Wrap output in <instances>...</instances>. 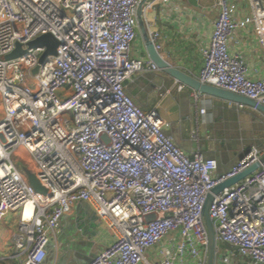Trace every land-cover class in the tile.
<instances>
[{
  "label": "built area",
  "instance_id": "2783aa9c",
  "mask_svg": "<svg viewBox=\"0 0 264 264\" xmlns=\"http://www.w3.org/2000/svg\"><path fill=\"white\" fill-rule=\"evenodd\" d=\"M168 1L147 0L142 9ZM139 2L0 0V218L18 214L12 240L20 264H49L47 247L79 202L111 234L86 264H206V194L264 156L251 147L218 174L216 159L198 145L184 151L167 132L169 122L127 93L134 75L159 71L148 57L133 56ZM244 2L239 14L236 0H215L218 13L200 49L202 67L191 75L264 106V74L252 77L241 54L229 49L238 29L252 27L264 54V0ZM146 30L158 52V31ZM45 33L58 45L39 63L45 48L27 43ZM16 43L22 53L6 59ZM155 90L163 97L171 88ZM191 98L205 114L206 95L193 90ZM22 151L45 194L18 171L12 157ZM209 215L213 264H264V162L215 195Z\"/></svg>",
  "mask_w": 264,
  "mask_h": 264
},
{
  "label": "crops",
  "instance_id": "0c3cea01",
  "mask_svg": "<svg viewBox=\"0 0 264 264\" xmlns=\"http://www.w3.org/2000/svg\"><path fill=\"white\" fill-rule=\"evenodd\" d=\"M236 3L239 7V14L245 13L246 4L244 0H236ZM217 13L215 0H169L163 6L157 4L149 9H142L145 27L148 25L150 29L159 33L158 43L161 47L158 53L160 56L169 65L189 74H197L202 67L203 59L200 49L208 44ZM229 49L232 53L238 52L241 54L248 64L249 74L252 77H259L264 74V54L252 27L238 29L235 34V40L230 43ZM133 56L148 57L138 29ZM149 73L134 75L132 81L127 82V93L144 110L156 109L155 106H160L163 98L170 96L174 103L180 107L176 119L178 124L176 125L174 121L166 119V116H169L166 107H160L161 110L158 111L156 109V111L169 122L170 126L167 132L174 138L175 142L184 151L191 152L195 146L189 147L185 144V135L178 126H186L185 131H190L196 127L200 131L199 122L202 120L201 122L204 123L203 119L205 116L201 115L193 105L191 98L193 90L185 86L182 90H178L177 86L179 83L160 70ZM157 85L171 88L172 93L160 97L155 90ZM147 90L150 95H154L156 98V105L154 102H149V96L144 95ZM207 98L210 100L209 103L212 107H222L234 111L244 109L243 107L238 108L235 103H230L220 98L211 96ZM245 109H247V112L251 110V108H246V106ZM193 120L197 124L195 127L192 125ZM171 123H173V127L175 126L174 128L171 127ZM187 126H190V128L188 129ZM258 148L264 150V143H261ZM204 152V156L217 160V173L222 174L230 170L246 154L247 150L242 152L237 149H229L223 152L212 147L209 149L206 147ZM78 205H80V202L74 204L71 211L61 220L57 238L47 247V263L56 264L57 259L62 254L77 251V245L81 240L76 239V237L82 230L85 233L90 232L91 235L95 234L90 239L91 241H86L87 250H84V258H86L87 262L110 243L111 234L108 229L97 221L99 233H96L95 228L90 226L93 222L88 221L89 212L82 206L78 207ZM26 210L28 212V209ZM78 224H82L81 230L77 229ZM17 226V213H8L4 218H0V264H20L22 260L12 240L13 234L17 231ZM83 246L81 245L82 248ZM147 257L152 258V253H148ZM237 264H247V261H239Z\"/></svg>",
  "mask_w": 264,
  "mask_h": 264
},
{
  "label": "water",
  "instance_id": "95a60500",
  "mask_svg": "<svg viewBox=\"0 0 264 264\" xmlns=\"http://www.w3.org/2000/svg\"><path fill=\"white\" fill-rule=\"evenodd\" d=\"M147 0H140L137 11H136V17H137V24H138V30L139 33L143 39L145 50L147 52L148 58L151 59L159 68L161 72L164 74L170 76L172 79H174L177 83L184 85L185 87L201 92L205 95L220 98L226 101H229L231 103L235 104H241L243 106L253 108L256 111L260 112L264 116V106L261 104H257L253 99L248 98L243 95H239L233 92H230L228 90H224L218 87H215L210 84H202L200 83L196 78H194L191 74L184 72L183 70L173 67L168 64L161 56L160 54L155 50L153 43L148 37L147 30L143 21L142 17V6ZM58 45V40L51 34V33H45L41 34L35 39L29 41L27 43L28 47H41L43 46L45 50L40 55L38 61L39 63H44L46 60V57L48 55H55L56 54V47ZM23 49L20 43L15 44V48L8 54H6L4 57L6 59H11L19 56L22 53ZM38 67L36 66L34 69H32V73L37 72ZM261 162H264V156L260 159V161L255 162L254 164H251L238 174L234 175L233 177H230L217 185H215L207 194L202 204L201 209V217L205 224L206 230H207V260L206 264H213L214 254H215V247H216V241H215V228L213 225V222L209 215L210 207L213 203L214 196L219 194L224 188H227L241 179H243L245 176L252 173L257 166ZM27 169V168H26ZM28 175L27 180L30 183V185L33 187V189L41 194L46 193V189L40 184L36 176L27 169ZM83 207L89 212L88 221H92L93 223L90 225L91 227L95 228L96 233H99V225L97 223V217L93 210L90 208V206L85 202H80V205L78 207ZM77 229L82 228V224L77 225ZM77 234V232H76ZM75 234V236H76ZM95 234L85 233L83 230L79 232L76 239L81 240L80 243H78L77 251H73L70 253L62 254L59 259H57L56 264H86V258L84 250H87L86 241H89L91 238H93ZM85 238V240H84ZM91 241V240H90ZM81 245H84L83 248ZM83 249V251H82ZM68 252V251H66Z\"/></svg>",
  "mask_w": 264,
  "mask_h": 264
},
{
  "label": "rangeland",
  "instance_id": "374dc122",
  "mask_svg": "<svg viewBox=\"0 0 264 264\" xmlns=\"http://www.w3.org/2000/svg\"><path fill=\"white\" fill-rule=\"evenodd\" d=\"M146 92H144V95L149 96V102H154L155 104L156 98L154 95H150L149 91ZM170 93H172V91ZM206 97L209 96L206 95ZM162 100L160 106H155L156 109L160 111V107H166L169 112V116H166V119L174 121V124L177 125L176 119L180 107L174 103L170 96ZM208 102H210L209 99ZM195 107L197 110L199 109V106ZM243 108L242 110L237 109L234 111L222 107H212L210 103H208L205 114H203V116H205L203 119L204 123L201 122L202 120L199 122L200 131L197 127L192 128L190 131H185L186 126H178L185 135V144L189 147H196L198 145V148L203 152L206 147L208 149L212 147L216 150H222L223 152L229 149H237L244 152L246 150L248 151L251 147L258 148L261 143H264V116L253 108H251L249 112H247L245 106H243ZM171 124V127H173V123ZM192 125L193 127L197 125L194 120ZM187 128L189 129L190 126H187ZM192 133L198 140L192 138ZM20 155L21 156H13L12 159L18 171L27 177V166L31 168L32 163L27 153L22 151Z\"/></svg>",
  "mask_w": 264,
  "mask_h": 264
},
{
  "label": "bare ground",
  "instance_id": "6f19581e",
  "mask_svg": "<svg viewBox=\"0 0 264 264\" xmlns=\"http://www.w3.org/2000/svg\"><path fill=\"white\" fill-rule=\"evenodd\" d=\"M30 207H31V205L30 204H27L26 209H28V211H29L30 210Z\"/></svg>",
  "mask_w": 264,
  "mask_h": 264
}]
</instances>
